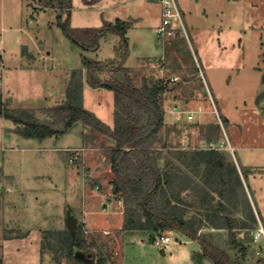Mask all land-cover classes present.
<instances>
[{"label": "rangeland", "instance_id": "374dc122", "mask_svg": "<svg viewBox=\"0 0 264 264\" xmlns=\"http://www.w3.org/2000/svg\"><path fill=\"white\" fill-rule=\"evenodd\" d=\"M51 1L0 0V57L3 56L0 60V92L7 93L3 99L11 108L44 104L45 97L52 95L48 89L53 86L56 88L54 80L61 86L68 68H77L82 63L84 52L58 26L60 10L51 8ZM261 1L264 2L248 0L246 4L245 0L240 5L234 0H177L182 14L186 13L189 19L183 16L185 32L166 40L158 38L162 16L161 4L155 0H102L93 7L85 6L83 0H73L71 11L73 27H100L105 20L114 22L118 18L133 23L129 32L132 46L141 51L145 58L153 57L144 59L137 68H132L137 82L142 84L144 79L151 82L163 79L167 83L166 91L161 94L164 121L153 148L157 164L162 169L174 170L182 176L193 178V186L183 194L187 202L185 216L203 220L201 236L226 248L232 257H240L241 251L229 244L231 239L228 230L214 228L206 217L209 210L212 213V210L220 208V198L211 191L209 195L206 193L211 202L205 203L206 198L196 193L194 187L197 185L203 189L206 187L200 181L196 167L189 166V162L196 150L218 149L225 155L227 162L238 166L246 190L261 215L254 229L249 231L252 241L245 244L246 264H264V232H260L258 241L254 239L259 228H264V93L260 85L264 81V21L246 15L247 8L256 12L260 10L258 13L264 14V8L261 10L259 7ZM61 14L65 19L66 13ZM119 38L117 34H108L101 41L100 50L90 53L91 57L103 60L112 58ZM40 45L53 53L56 75L51 78L39 77L35 69L22 65L25 64L22 56L27 55V48L33 51ZM136 61L137 57L133 55L130 64ZM251 64L261 67L262 80L261 76L259 78L253 74L255 72ZM108 74L110 77L113 75ZM108 74H104L103 78H110ZM56 99H52L50 104L62 103L66 98H60L57 102ZM85 105L104 122L114 125L112 90L89 87ZM42 109L35 110L40 118H45ZM208 123L221 125L219 141L206 140L205 126ZM14 125L13 121L0 117V157L2 154L7 158L29 153L19 148L23 147L21 144L16 146L5 139V132ZM83 128L84 133L90 135L88 143H84ZM82 143L85 146H81ZM5 145L7 149L2 152L1 148ZM60 145H70L67 151L70 157L77 156L72 162L83 172L84 180L88 179L89 192L93 194L101 190L110 196L108 199L104 195L102 201L100 197L91 195L89 208L93 212L89 224L80 221L79 215L73 213L72 220L69 223L66 220L63 224L64 229L69 227L74 236L81 229H86L89 243L92 237H101L106 264H156L151 254H162L167 248L156 244L162 233L152 235L145 230H121L124 203L123 207H117L119 196H114L113 204V194L109 193L113 190L114 175L107 148L114 146V141L106 135L86 129L78 122ZM11 147L15 149H9ZM38 151L44 157L47 153H54L44 148ZM241 169L247 171L246 176ZM112 205L114 207L111 209ZM34 216L38 221L39 217ZM50 230L55 228L50 226L42 230V236H47L48 242L50 235L47 232ZM170 231L173 240L169 244L184 242L181 232ZM12 232L0 233V255L2 251L6 259L3 264H70L64 252L55 251L52 247L42 250L43 240L40 245V232L36 228L31 229L26 237L5 241L2 246L3 237L13 235ZM245 232H238V236L245 238ZM198 243L202 250V244ZM257 247L261 248V255L256 254ZM75 253L84 258L92 256L96 259L97 256L94 250L88 254L78 247Z\"/></svg>", "mask_w": 264, "mask_h": 264}, {"label": "trees", "instance_id": "16d2710c", "mask_svg": "<svg viewBox=\"0 0 264 264\" xmlns=\"http://www.w3.org/2000/svg\"><path fill=\"white\" fill-rule=\"evenodd\" d=\"M83 1L93 5L100 0ZM49 6L60 10L58 26L66 37L83 51H97L101 46V39L109 33L120 36L117 48L119 60L104 62L87 56L82 57L89 85L93 88H106L114 93V125L107 124L95 112L85 107L82 67L74 69L66 90V99L41 110L46 114L45 118H40L35 109L9 107L2 92L0 117L13 121L16 126L14 131L19 135L41 141L47 137L64 135L78 122L86 129L110 137L114 146L107 148V155L114 175L113 192L124 203L121 230H145L152 235L176 230L188 239L202 244L201 252L193 256L197 264H204L205 260L214 264H246L245 244L252 241L249 231L254 229L261 215L246 190L238 166L227 162L225 155L218 149L196 150L189 162V166L196 167L200 181L206 187L204 190L197 185L194 187L196 193L206 198L205 203L211 202L206 196V193L209 195L211 191L217 193L220 198V208L212 210V213L209 210L206 217L214 228L228 230L231 239L229 244L241 251L240 257H232L226 248L201 236L203 220L195 216H185L187 202L183 194L193 186V178L182 176L174 170L162 169L157 164L153 148L156 135L164 121L161 94L166 91L167 83L163 79L154 82L144 79L142 84H139L133 69L124 66L129 55L127 32L132 23L117 19L114 22L105 20L100 27H73V0H52ZM62 12L66 13L65 19ZM149 63L151 64V61ZM103 71H110L113 75L103 78L100 75ZM205 132L208 142H217L220 140L221 125L208 123ZM89 139L90 135L85 132L84 143H88ZM241 171L244 176L247 175V171ZM235 214L237 215L232 216ZM240 231H246L245 238L238 236ZM86 232L83 228L74 236L69 227L50 230L47 232L50 235L49 242L46 241L47 236L42 239V250L52 247L55 251L64 252L70 264H106L103 259V245L100 243L101 237H92L89 243ZM77 247L84 249L88 254L96 251V259L92 256H77ZM0 264H3L1 257Z\"/></svg>", "mask_w": 264, "mask_h": 264}, {"label": "crops", "instance_id": "0c3cea01", "mask_svg": "<svg viewBox=\"0 0 264 264\" xmlns=\"http://www.w3.org/2000/svg\"><path fill=\"white\" fill-rule=\"evenodd\" d=\"M102 0L93 4L91 7L98 5ZM245 0H234L236 4H240ZM246 0V4H247ZM262 2V1H261ZM159 3V2H158ZM242 3V4H243ZM85 6H89L90 4L84 3ZM233 4V3H232ZM231 5V4H230ZM87 6V7H88ZM232 6V5H231ZM261 10L264 8V2L259 4ZM232 9V8H231ZM260 10L254 11L253 9L246 10V15H249L250 18H257L261 21H264V14H259ZM229 14V13H228ZM184 17L186 13L182 14ZM161 16H162V6H161ZM229 16V15H227ZM121 20L130 21L123 18H118ZM185 19V18H184ZM188 20V16H186ZM117 20V19H116ZM131 22V21H130ZM189 22V21H187ZM132 23V22H131ZM259 26V25H257ZM133 27V23H132ZM129 28L127 32L128 43H129V55L124 62V66L130 68H137L139 63L144 59H151L153 57H144L142 52L137 50L135 46H132L131 38H130V30ZM261 27V26H259ZM254 28V27H253ZM256 28V27H255ZM262 28L264 26L262 25ZM257 29V28H256ZM198 32L197 30H194ZM263 32V31H260ZM111 34V33H109ZM108 34L101 39V41L106 38ZM119 36V35H118ZM120 37V36H119ZM120 44V38L118 44L115 45L114 55L109 59H99L98 57H91L90 53L98 52L97 51H83L82 56H87L95 60H100L104 62H109L110 60L120 59L117 48ZM52 51L43 49L42 46L36 47L33 51L27 48V55H23L22 59L25 61V64L22 65L27 68L35 69L36 74L39 77H53L56 75L55 66L53 60ZM137 57V61L135 64H130V59L132 56ZM158 56V55H157ZM156 56V57H157ZM3 57V56H2ZM0 57V60L2 59ZM27 57V58H26ZM47 57L48 60H47ZM145 61V60H144ZM82 67L84 70V105L86 103V91L89 87V83L86 80V67L83 63L80 64L79 67ZM251 67L254 69L253 73L256 77L261 76L260 80H262L263 73L261 71V67L259 65L255 66L251 64ZM76 68H68L67 75L63 79L62 85H58V81L54 80V84H56V88L53 86L48 89V92H51V97H45L44 104L40 103V105H30L25 107H15V108H45L49 107L51 100L56 99H64L67 87L71 81V72ZM111 73L110 71H103L100 75L103 77L104 74ZM109 75V74H108ZM258 75V76H257ZM5 76H3L4 78ZM110 77V75H109ZM62 81V80H61ZM261 90L264 93V81L261 82ZM93 88V87H92ZM97 89V88H94ZM103 89V88H98ZM7 91V90H6ZM10 92V91H8ZM11 93V92H10ZM7 96L6 92H2ZM14 101V100H13ZM12 101V102H13ZM49 102V105H47ZM86 107V105H85ZM111 125V124H110ZM15 125L8 128L7 132H5V139L8 140L11 144L16 146L23 147L21 150L29 151V153L23 155H12L7 158L2 156L0 157V233L13 231V235H8L3 237L1 240L2 246L5 241L14 240L22 237H26L31 229L36 228L40 232V245L43 239V231L48 227H53L55 230L64 229L63 224L68 220V223L72 220V214L75 213L79 215L80 221L83 223L89 224V217L91 212L89 201L91 195H96L100 197L102 201H104V193L101 190H96L93 194L89 192V186L87 183L88 179L84 180L83 172L79 170L78 167L74 165L71 161L70 152L68 151L69 146H62V141L64 137L71 131L76 125L70 129L64 135L59 137L52 136L47 137L44 140H38L35 138H26L14 131ZM84 133V128H83ZM36 141V142H35ZM39 141V142H37ZM81 145V144H80ZM75 145L74 147L85 146ZM25 146H30V148H26ZM41 146V147H39ZM73 147V146H72ZM46 149L53 150L54 153L49 154L47 156H43L39 153L38 149ZM6 145L2 146L1 151H6ZM9 149H15V147H11ZM32 150V152L30 151ZM47 166H46V164ZM46 166V167H45ZM44 168H49L45 170ZM88 177V176H87ZM49 180L50 182H46ZM102 181V180H101ZM113 194V204H114V196L116 195L113 190L109 192ZM106 197H108L106 195ZM110 199V196L108 197ZM106 200V199H105ZM112 204V201L109 203V206ZM117 207H123V202L121 199L117 201ZM114 206L112 205L110 208L112 209ZM39 217V220H35V216ZM34 216V218H33ZM70 219V220H69ZM33 225V226H32ZM67 227V226H66ZM65 227V228H66ZM16 231H20L16 233ZM183 243L174 242L169 244L167 248H165L162 254H151L155 263L161 264L169 263L172 264H197L194 260L193 256L197 252H201L200 245L195 240L188 239L183 233ZM16 236V237H15ZM18 236V237H17ZM14 237V238H13ZM0 257L3 259V262H6V259L1 251ZM149 259V257H147ZM149 263V262H148ZM204 264H214L210 260H205Z\"/></svg>", "mask_w": 264, "mask_h": 264}, {"label": "built area", "instance_id": "2783aa9c", "mask_svg": "<svg viewBox=\"0 0 264 264\" xmlns=\"http://www.w3.org/2000/svg\"><path fill=\"white\" fill-rule=\"evenodd\" d=\"M159 2L162 6V20L158 27V38L160 40H166L169 38L176 37L179 33L185 32V25L183 20V15L178 5L177 0H155ZM233 150V147L231 146ZM83 150V149H82ZM78 151V150H77ZM76 157L71 158L73 161ZM99 189V186H96ZM259 233L255 235V241H258L260 232H264L263 226L259 228ZM173 240V235L170 230L164 231L162 237L157 241V245H162L163 247L168 246L169 243ZM257 255H261V248L257 247L255 250Z\"/></svg>", "mask_w": 264, "mask_h": 264}]
</instances>
